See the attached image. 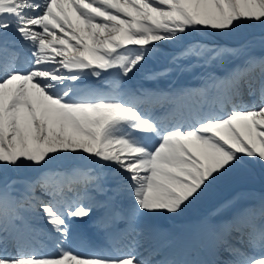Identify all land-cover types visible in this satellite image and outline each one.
Here are the masks:
<instances>
[{
  "label": "snow or ice",
  "instance_id": "obj_1",
  "mask_svg": "<svg viewBox=\"0 0 264 264\" xmlns=\"http://www.w3.org/2000/svg\"><path fill=\"white\" fill-rule=\"evenodd\" d=\"M0 264H264V0H0Z\"/></svg>",
  "mask_w": 264,
  "mask_h": 264
},
{
  "label": "rangeland",
  "instance_id": "obj_2",
  "mask_svg": "<svg viewBox=\"0 0 264 264\" xmlns=\"http://www.w3.org/2000/svg\"><path fill=\"white\" fill-rule=\"evenodd\" d=\"M257 51H259V49H257ZM159 65L156 63V65H154V67H158ZM162 83H165V84H168V82L167 81H164V82H162ZM161 83V84H162Z\"/></svg>",
  "mask_w": 264,
  "mask_h": 264
}]
</instances>
